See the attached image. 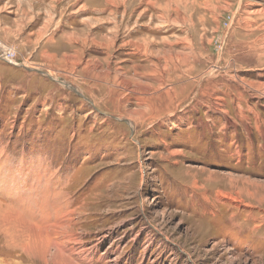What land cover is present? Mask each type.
I'll use <instances>...</instances> for the list:
<instances>
[{
    "label": "rangeland",
    "instance_id": "1",
    "mask_svg": "<svg viewBox=\"0 0 264 264\" xmlns=\"http://www.w3.org/2000/svg\"><path fill=\"white\" fill-rule=\"evenodd\" d=\"M0 46V201L67 257L264 264V0H0Z\"/></svg>",
    "mask_w": 264,
    "mask_h": 264
},
{
    "label": "bare ground",
    "instance_id": "2",
    "mask_svg": "<svg viewBox=\"0 0 264 264\" xmlns=\"http://www.w3.org/2000/svg\"><path fill=\"white\" fill-rule=\"evenodd\" d=\"M0 55L3 56L4 58H8V52L4 51L3 47L1 46H0ZM45 196H46L45 199L47 200V195ZM59 197L63 198V195H60ZM12 204L13 202L6 203L0 201V230L3 234L6 235L7 238L6 242L8 246L14 247L15 249H20L30 258L36 259L37 257L38 259L36 260H42L44 263L50 261V263H54V264H77V262H75L72 258L70 259L69 257H67L64 251L67 248V246L65 245L66 236L64 235L67 234L65 231H63V229L70 225L68 223L69 221H71V217H69L70 215L69 216L67 215L68 217H66L64 214L62 217L56 216L55 220L49 222H45L46 220V216H45V219L43 220V224L45 228L44 227L41 228L37 224H34V222H32L33 219L29 217L31 215L37 216L38 215L37 212H34L33 214L28 213L25 215L19 209V207ZM40 207L42 206L39 205L38 208ZM55 212H56L55 214H59L58 210ZM39 213L42 214V212L40 211ZM66 240L68 241V238Z\"/></svg>",
    "mask_w": 264,
    "mask_h": 264
},
{
    "label": "built area",
    "instance_id": "3",
    "mask_svg": "<svg viewBox=\"0 0 264 264\" xmlns=\"http://www.w3.org/2000/svg\"><path fill=\"white\" fill-rule=\"evenodd\" d=\"M10 50H12V49L10 48ZM4 59L10 63L16 62V57H15V54L13 52H8V58H4Z\"/></svg>",
    "mask_w": 264,
    "mask_h": 264
},
{
    "label": "crops",
    "instance_id": "4",
    "mask_svg": "<svg viewBox=\"0 0 264 264\" xmlns=\"http://www.w3.org/2000/svg\"><path fill=\"white\" fill-rule=\"evenodd\" d=\"M196 96V95H195Z\"/></svg>",
    "mask_w": 264,
    "mask_h": 264
}]
</instances>
